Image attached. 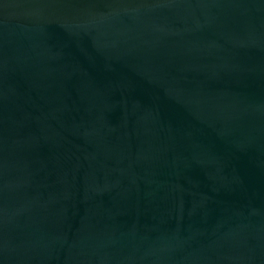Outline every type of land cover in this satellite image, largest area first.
<instances>
[{
	"label": "water",
	"instance_id": "water-1",
	"mask_svg": "<svg viewBox=\"0 0 264 264\" xmlns=\"http://www.w3.org/2000/svg\"><path fill=\"white\" fill-rule=\"evenodd\" d=\"M0 264H264V0H0Z\"/></svg>",
	"mask_w": 264,
	"mask_h": 264
}]
</instances>
